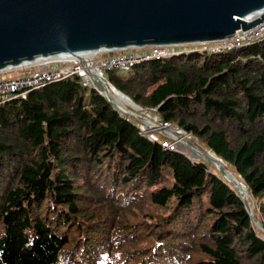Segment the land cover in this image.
Returning a JSON list of instances; mask_svg holds the SVG:
<instances>
[{"label":"trees","instance_id":"16d2710c","mask_svg":"<svg viewBox=\"0 0 264 264\" xmlns=\"http://www.w3.org/2000/svg\"><path fill=\"white\" fill-rule=\"evenodd\" d=\"M103 77L221 160L252 212L70 77L0 101V264H264V41Z\"/></svg>","mask_w":264,"mask_h":264},{"label":"water","instance_id":"95a60500","mask_svg":"<svg viewBox=\"0 0 264 264\" xmlns=\"http://www.w3.org/2000/svg\"><path fill=\"white\" fill-rule=\"evenodd\" d=\"M263 22L264 0H0V72L59 56L84 61L83 54L153 45L195 49ZM105 98L117 109L109 95Z\"/></svg>","mask_w":264,"mask_h":264},{"label":"built area","instance_id":"2783aa9c","mask_svg":"<svg viewBox=\"0 0 264 264\" xmlns=\"http://www.w3.org/2000/svg\"><path fill=\"white\" fill-rule=\"evenodd\" d=\"M257 16L256 18H258ZM264 41V22L260 25L254 27L253 29L248 30L247 32L238 31L231 39L219 40L216 43H201L197 47L201 51H206L209 53H217L220 51L233 50L235 48L246 47L252 43ZM201 46V47H199ZM196 50V49H190ZM184 52V50H178L173 46H158L153 45L150 47H143L138 49H128L115 52H101L100 57H94L90 64H85L83 61H80L77 58L74 59H64L59 58L56 60H50L45 63H41L42 68L31 71L26 75L1 78L0 77V101L4 99H14V98H24L27 93L34 89H39L44 87L46 84L67 79L70 77H78L84 87L87 88H97L95 85L94 77L90 75L89 71L92 72V75H98V78L105 80L102 77V72L108 70H119L127 71L130 68L138 65L139 63L153 61L154 59H163L168 58L171 55H177ZM104 54L105 57L103 56ZM90 65V67H88ZM87 67V68H86ZM92 68V70H91ZM122 115H126L119 108ZM127 116V115H126ZM128 117V116H127ZM134 122H137V119L128 117ZM136 120V121H135ZM162 123V122H161ZM162 126H159L161 131H166L168 134L173 137L171 141H168L166 138L162 141L161 138H150L145 134L144 129L140 127L142 134H144L151 142H160L161 146L169 151L178 152L174 145L180 144V138H177L176 133L169 131L171 125L167 123H162ZM178 130V133L185 135L182 130ZM190 137V136H189ZM182 144V143H181Z\"/></svg>","mask_w":264,"mask_h":264},{"label":"rangeland","instance_id":"374dc122","mask_svg":"<svg viewBox=\"0 0 264 264\" xmlns=\"http://www.w3.org/2000/svg\"><path fill=\"white\" fill-rule=\"evenodd\" d=\"M201 47V46H199ZM184 52L188 49L187 47H184ZM196 50H199V48H195ZM97 53H95L93 55V57L96 55ZM101 55V54H99ZM99 55H97L96 57H100ZM106 54H104L103 56L105 57ZM92 57V56H91ZM95 57V58H96ZM202 58V57H201ZM91 59V58H90ZM41 64V63H38ZM38 64H32V65H28L22 68H18V69H12V70H7V71H1L0 72V76L1 78H9V77H16V76H21V75H26L28 73H30L33 70L36 69H40L42 68L41 65ZM44 69V68H42ZM26 72V73H25ZM104 72H102V77H103ZM104 78V77H103ZM104 82L111 86L110 83L108 81H106V79L104 80ZM95 84L97 85L98 88H96L97 90H99L100 92H102L101 94L103 95V90L101 89V87L97 84V82L95 81ZM111 88V87H110ZM90 89H88L89 91ZM99 93V92H98ZM113 93H115L113 91ZM113 93H108L107 95H109V97L111 98V102L115 105V107L118 109L120 108L122 111H126L129 115H131L134 119H137V125L139 126V129L141 127V129L143 128L145 132V134L147 135V137L150 138H166L168 141H171V139L173 137H171L170 134H168L166 131H161V129L159 128V126H162L161 121L159 120L157 114L155 113V111L153 110H144L140 107L135 106L131 100L125 98L126 100L120 101L118 99V96ZM105 97V95H103ZM119 111V109H118ZM121 112V111H120ZM129 117V116H128ZM136 121V120H135ZM169 131H172L173 133H176L177 138H180L179 141L180 144L174 145L175 149L180 152L181 154H183L185 157L196 161V162H207L210 163L212 166L213 163H211L207 158H210L211 155L205 147L201 148V146L199 147L198 145V141H194L190 139L189 136H184L181 133H178V130L176 129L175 126L171 125V127L169 128ZM195 142V143H193ZM182 143V144H181ZM193 143V144H192ZM189 144V145H188ZM198 144V145H197ZM200 154V155H199ZM214 158V157H213ZM212 159V158H211ZM215 160L219 161L217 163V165H219V167L222 168L225 167L226 165L223 164V166L220 164L222 161L214 158ZM221 161V162H220ZM226 175L228 177V179H230L231 181L236 182L237 181V176H233V174L229 171L226 170ZM239 180V179H238ZM238 188V191L243 194V197L247 200L246 203H248L250 205L251 210L253 209V205L255 204L254 201L251 199L250 195L246 194L243 190V187H241L240 185H236ZM261 230V229H260Z\"/></svg>","mask_w":264,"mask_h":264},{"label":"bare ground","instance_id":"6f19581e","mask_svg":"<svg viewBox=\"0 0 264 264\" xmlns=\"http://www.w3.org/2000/svg\"><path fill=\"white\" fill-rule=\"evenodd\" d=\"M257 16H259V15H255V16H253L251 19H254V18H256ZM95 53H97L96 55H98V54H100L101 52H94V53H88V54H83V56H82V58L84 59V63L85 64H90V61L96 56H94L93 57V55L95 54ZM92 56V57H91ZM59 58H64V59H74L75 57H73V56H59V57H54V58H51V59H48V60H39V61H37V62H35L34 64H38V63H45V62H47V61H52L53 59L54 60H56V59H59ZM91 58V59H90ZM88 67H90V65L88 66ZM22 68V67H21ZM87 68V67H86ZM91 70H92V68H91ZM89 73H90V75H91V77L93 76L94 77V80L97 82V84L101 87V89L103 90V93H104V95H106V94H108V93H113V88L111 87L110 88V86L109 85H104V81L103 80H101V79H99L98 78V75L96 76V75H92V72L91 71H89ZM1 75V74H0ZM1 77V76H0ZM96 85V84H95ZM98 88V87H97ZM107 88V89H106ZM113 94H115V93H113ZM118 96V99L120 100V101H123V100H126L124 97H121L120 95H117ZM127 101V100H126ZM189 145V144H188ZM211 155H209V156H211L210 158H212L213 159V161L214 162H216V163H218L219 161H217V160H215L214 158H216V156H214L211 152H209ZM200 155V154H199ZM214 157V158H213ZM221 162V161H220ZM223 162H221L220 164L223 166V164H222ZM222 169V168H221ZM227 176V175H226ZM228 178V177H227ZM236 185L238 184V185H240L241 187H243V185H242V183L239 181V180H237L236 182ZM237 187V186H236ZM243 190H244V192L246 193V194H248V192H247V190L245 189V187H243ZM243 195V194H242ZM249 195V194H248ZM251 209V208H250ZM251 212H252V210H251Z\"/></svg>","mask_w":264,"mask_h":264},{"label":"crops","instance_id":"0c3cea01","mask_svg":"<svg viewBox=\"0 0 264 264\" xmlns=\"http://www.w3.org/2000/svg\"><path fill=\"white\" fill-rule=\"evenodd\" d=\"M26 73V72H25Z\"/></svg>","mask_w":264,"mask_h":264}]
</instances>
